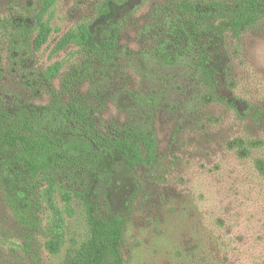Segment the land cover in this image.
Instances as JSON below:
<instances>
[{
	"label": "rangeland",
	"instance_id": "obj_1",
	"mask_svg": "<svg viewBox=\"0 0 264 264\" xmlns=\"http://www.w3.org/2000/svg\"><path fill=\"white\" fill-rule=\"evenodd\" d=\"M231 1L0 0V115L80 96L103 134L145 131L157 145L145 166L116 160L102 176L40 177L26 222L0 167V264H68L91 215L124 221L121 264H264V17L207 46L211 80L192 57L157 53L183 46L179 2ZM112 28L111 55L83 49L88 32L103 40Z\"/></svg>",
	"mask_w": 264,
	"mask_h": 264
},
{
	"label": "trees",
	"instance_id": "obj_2",
	"mask_svg": "<svg viewBox=\"0 0 264 264\" xmlns=\"http://www.w3.org/2000/svg\"><path fill=\"white\" fill-rule=\"evenodd\" d=\"M177 12L173 34L183 46H175L171 53H157L166 62L190 56L211 80L215 64L207 55V46L216 45L227 30L239 34L255 26L264 17V0H232L205 6L179 2ZM102 13L108 15L109 8ZM48 33V26L42 24L35 41L37 47L43 45ZM118 43L119 30L112 28L103 40L88 32L82 45L90 56H109ZM2 111L0 167L6 174L9 205L24 222L38 210L35 192L40 177L55 183L57 172L67 178L80 174L102 176L116 160L129 166H145L156 160L157 145L150 134L138 130L103 134L96 127L93 109L80 96L67 102L56 99L46 107L22 106ZM257 168L264 176V161H259ZM88 224L90 238L68 264H121L124 221L91 215Z\"/></svg>",
	"mask_w": 264,
	"mask_h": 264
}]
</instances>
